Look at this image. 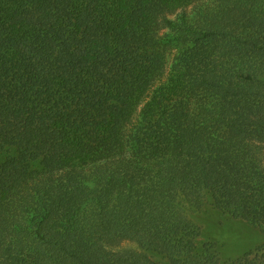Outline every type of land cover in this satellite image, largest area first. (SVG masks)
I'll return each mask as SVG.
<instances>
[{"label":"trees","instance_id":"obj_1","mask_svg":"<svg viewBox=\"0 0 264 264\" xmlns=\"http://www.w3.org/2000/svg\"><path fill=\"white\" fill-rule=\"evenodd\" d=\"M262 233L264 0H0V264H264Z\"/></svg>","mask_w":264,"mask_h":264},{"label":"rangeland","instance_id":"obj_2","mask_svg":"<svg viewBox=\"0 0 264 264\" xmlns=\"http://www.w3.org/2000/svg\"><path fill=\"white\" fill-rule=\"evenodd\" d=\"M250 234H252L251 236L254 238V240L256 239V234L255 235H253V233H254V230H250L249 229V231H248ZM255 233H256V231H255ZM257 235H259V236H261L262 238H264V234L262 233V234H257ZM123 246L124 247H126V246H129V244H123Z\"/></svg>","mask_w":264,"mask_h":264}]
</instances>
